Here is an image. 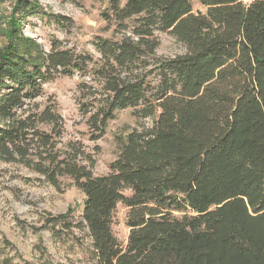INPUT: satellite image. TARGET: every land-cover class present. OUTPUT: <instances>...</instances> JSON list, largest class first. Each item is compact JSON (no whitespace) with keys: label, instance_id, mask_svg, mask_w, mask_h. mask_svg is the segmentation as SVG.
Masks as SVG:
<instances>
[{"label":"trees","instance_id":"16d2710c","mask_svg":"<svg viewBox=\"0 0 264 264\" xmlns=\"http://www.w3.org/2000/svg\"><path fill=\"white\" fill-rule=\"evenodd\" d=\"M198 1L206 13L193 0H109L101 15L121 39L97 37L96 58L24 38L20 27L34 16L64 28L73 21L37 0L12 2L0 49V160L59 190L61 178L73 181L95 264H264V0ZM158 32L186 52L159 57ZM76 74L92 141L119 111L151 121L129 133L100 177L79 142L59 148L63 118L37 103L45 84ZM119 204L128 210L125 245L112 228Z\"/></svg>","mask_w":264,"mask_h":264},{"label":"rangeland","instance_id":"374dc122","mask_svg":"<svg viewBox=\"0 0 264 264\" xmlns=\"http://www.w3.org/2000/svg\"><path fill=\"white\" fill-rule=\"evenodd\" d=\"M48 15H60L73 21L71 27L58 25L54 18L34 16L21 25L23 37L40 44L46 52L55 39L63 47L74 48L78 53L99 57L93 46L97 37L121 39L115 27L107 24L101 15L109 9V0H78L75 5L67 0H37ZM13 0L0 3V49L9 39ZM195 13H206L198 0H193ZM157 55L172 58L186 52L185 46L175 37L158 32ZM81 77L58 76L43 88L37 100L41 110L56 108L65 123L59 148L69 142H79L95 160V176L110 173V164L117 159L121 146L130 132L141 130L150 120L138 121L133 110L119 111L109 123L106 134L97 142L91 140L86 118L78 107L77 91ZM50 132V128L44 126ZM61 190L50 184L40 173L25 166L5 164L0 160V263L4 258L12 264H95L92 238L87 228H79L85 202L83 194L72 180L60 179ZM129 195V192L125 193ZM74 209L71 217L62 221L60 216ZM114 234L126 244L130 230L126 226L128 210L119 204L115 211ZM9 242V245L6 244Z\"/></svg>","mask_w":264,"mask_h":264},{"label":"built area","instance_id":"2783aa9c","mask_svg":"<svg viewBox=\"0 0 264 264\" xmlns=\"http://www.w3.org/2000/svg\"><path fill=\"white\" fill-rule=\"evenodd\" d=\"M239 1L242 2V3H244V4H246V3L251 2L252 0H239Z\"/></svg>","mask_w":264,"mask_h":264}]
</instances>
